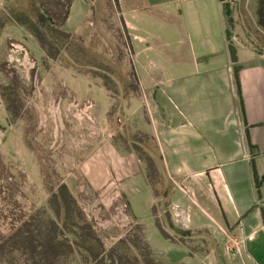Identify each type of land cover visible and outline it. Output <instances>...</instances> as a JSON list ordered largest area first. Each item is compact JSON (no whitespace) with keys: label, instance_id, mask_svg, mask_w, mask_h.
Returning <instances> with one entry per match:
<instances>
[{"label":"crops","instance_id":"crops-1","mask_svg":"<svg viewBox=\"0 0 264 264\" xmlns=\"http://www.w3.org/2000/svg\"><path fill=\"white\" fill-rule=\"evenodd\" d=\"M253 3L233 0L225 12L220 0L72 2L71 27L91 5L116 15L134 52L119 84L131 101L149 98L147 114L132 117L133 139H123L137 148L136 131L148 135L157 173L112 137L91 151L83 173L94 187L118 183L130 225L142 230L128 249L148 245L150 260L264 264V29ZM228 240L239 243L236 253Z\"/></svg>","mask_w":264,"mask_h":264},{"label":"rangeland","instance_id":"rangeland-1","mask_svg":"<svg viewBox=\"0 0 264 264\" xmlns=\"http://www.w3.org/2000/svg\"><path fill=\"white\" fill-rule=\"evenodd\" d=\"M220 1L225 12L233 2ZM252 1L250 13L262 16L264 0ZM72 2L5 0L0 10L7 130L0 152V264H170L150 260L148 245L144 252L128 249L129 235L142 230L130 225L118 183L94 187L83 173L91 151L110 137L147 163L156 157L140 129L137 148L123 139L129 132L131 142L132 117L146 115L150 103L141 94L131 101L132 92L119 84L134 54L124 27L99 5L71 27Z\"/></svg>","mask_w":264,"mask_h":264},{"label":"built area","instance_id":"built-area-1","mask_svg":"<svg viewBox=\"0 0 264 264\" xmlns=\"http://www.w3.org/2000/svg\"><path fill=\"white\" fill-rule=\"evenodd\" d=\"M239 248V243L235 240H228L227 245H226V250L230 254H234L237 252V249Z\"/></svg>","mask_w":264,"mask_h":264},{"label":"trees","instance_id":"trees-1","mask_svg":"<svg viewBox=\"0 0 264 264\" xmlns=\"http://www.w3.org/2000/svg\"><path fill=\"white\" fill-rule=\"evenodd\" d=\"M67 9H66V12L64 13L63 16H67V14H68ZM259 14L261 15V13H259ZM50 16H54V14H50ZM259 23H260L261 27L264 29V14H262V16L259 17ZM150 165H151V163L149 164V168L152 170L153 168Z\"/></svg>","mask_w":264,"mask_h":264}]
</instances>
